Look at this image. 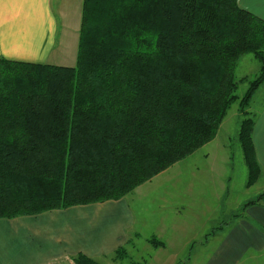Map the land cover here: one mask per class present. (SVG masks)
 Instances as JSON below:
<instances>
[{"label": "trees", "instance_id": "16d2710c", "mask_svg": "<svg viewBox=\"0 0 264 264\" xmlns=\"http://www.w3.org/2000/svg\"><path fill=\"white\" fill-rule=\"evenodd\" d=\"M247 54L254 80L235 75ZM263 83L264 19L239 0H83L74 66L0 58V219L126 198L213 141L234 103L247 114ZM255 127L239 130L250 184Z\"/></svg>", "mask_w": 264, "mask_h": 264}, {"label": "crops", "instance_id": "0c3cea01", "mask_svg": "<svg viewBox=\"0 0 264 264\" xmlns=\"http://www.w3.org/2000/svg\"><path fill=\"white\" fill-rule=\"evenodd\" d=\"M239 5L264 19V0H239ZM69 17L62 0H58L56 7L53 0H0V58L52 64L49 59L58 49L67 55L71 48L70 34L75 28H71ZM263 118L264 113L260 115V128L256 122L254 131L261 169H264ZM262 189L257 197L264 193ZM240 207L241 213L224 226L213 227L207 243H200L195 254L181 264H264V201L248 206L242 202ZM144 223L138 221L127 198L0 219V264H75L73 259L78 254L105 264L103 259L115 260L112 255L131 244V235L143 236ZM166 232V226H161L152 235L163 242H158L159 246L152 244L160 247L152 258L162 259L161 248L173 247L170 243L166 247L169 242L164 238ZM182 246L189 248V243ZM171 254L177 264L180 255ZM162 263L165 259L160 262L154 259L150 264Z\"/></svg>", "mask_w": 264, "mask_h": 264}, {"label": "rangeland", "instance_id": "374dc122", "mask_svg": "<svg viewBox=\"0 0 264 264\" xmlns=\"http://www.w3.org/2000/svg\"><path fill=\"white\" fill-rule=\"evenodd\" d=\"M53 1L56 7L58 0ZM62 2L63 9L71 16V28L75 30L72 29L70 34L71 48L67 55L58 49L49 61L52 64L74 66L79 47L83 0ZM260 67V61L253 54L244 55L238 60L236 78L247 76L254 80L260 72ZM248 87V82L242 83L237 91L238 95L243 96ZM246 110L247 114L241 111L239 103H234L220 127L216 140L199 148L126 197L135 210L138 221L145 222L143 236H130L132 241L125 247L127 254L122 260L108 257L103 259V263L150 264L154 259L158 262L165 259L164 264H172L174 259L170 258L171 253L176 252L180 255L177 264H181L195 254L200 243H207L206 238L213 227L223 225L232 220L235 214L241 213L242 202L257 198L264 188V169H261L255 181L250 184V169L244 159L239 130L246 116L253 117L260 128V115L264 113V83L256 91ZM161 226H166L167 230L164 238L169 242L166 247L169 243L171 247L173 244V247L161 248L159 254L162 259H157L152 256L160 247L155 248L147 240L155 238L160 241L152 235L157 234ZM185 243H189V248L182 246Z\"/></svg>", "mask_w": 264, "mask_h": 264}]
</instances>
